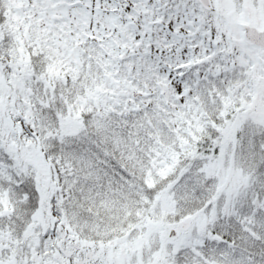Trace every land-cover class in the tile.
Wrapping results in <instances>:
<instances>
[{"label":"snow or ice","instance_id":"1","mask_svg":"<svg viewBox=\"0 0 264 264\" xmlns=\"http://www.w3.org/2000/svg\"><path fill=\"white\" fill-rule=\"evenodd\" d=\"M0 264H264V0H0Z\"/></svg>","mask_w":264,"mask_h":264}]
</instances>
